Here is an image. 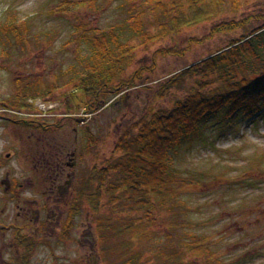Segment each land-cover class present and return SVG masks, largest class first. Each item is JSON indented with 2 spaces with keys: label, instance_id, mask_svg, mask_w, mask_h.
I'll use <instances>...</instances> for the list:
<instances>
[{
  "label": "rangeland",
  "instance_id": "obj_1",
  "mask_svg": "<svg viewBox=\"0 0 264 264\" xmlns=\"http://www.w3.org/2000/svg\"><path fill=\"white\" fill-rule=\"evenodd\" d=\"M62 1L0 0V185L5 184V188L0 186V227L7 228H0V264H117L132 256L139 264H157L152 256L154 251L169 247L183 255L186 251L183 245L192 237L205 238L216 258L206 262L185 254L186 263L264 264V115L254 121L237 120L230 127H209L205 142L196 141L178 149L171 165L176 180L171 187L177 190L176 203L157 208L150 206L144 211L121 194H114L117 197L114 201L101 192L95 211L83 198L84 192L98 193L92 190L99 189L100 170L122 156L123 152L116 150V146L124 134L129 131L136 134L133 126L144 116L148 119L150 111L168 112L176 99L190 91L193 81L185 80L180 88L172 89L162 99L154 98L156 87L260 25L254 20L246 28L204 40L212 27L222 21L238 20L245 14L264 15V0H240L236 13L227 7L215 20L183 25L176 35L147 46L140 45L141 40L125 32L123 41L131 40L135 47V60L125 77L129 79L134 71L146 69L143 74L148 78L144 81L146 86H140L137 81V87L123 91L121 98L115 94L106 96L104 102L108 107L98 113L86 114L80 110L72 115L65 111L62 94L72 91L73 84L67 83L78 75V58L83 60L89 54L85 45L76 43L77 30L83 27L106 31L117 27L121 34L127 29L121 25H126L125 9L128 13L129 5L125 0H67L71 7H67L66 13L60 11ZM175 1L181 3L176 15L189 13L186 0ZM171 2H167L170 9ZM147 14V23L152 25L146 24L145 28L155 34L156 19ZM10 19L15 22L17 36L10 31L11 34H2V24ZM21 23L26 25V31L20 28ZM174 45L191 50L180 58L157 56L154 59L156 50ZM18 80L38 81L44 86L53 83L58 90L45 98L31 99L29 103L35 108L31 113L13 112L5 103L15 93ZM33 121L42 124L43 131L25 125ZM73 149L79 157L75 168L70 170L73 179L69 180V185L76 184V194L80 192L82 196L75 193L61 196L62 200L66 199L65 203L68 199L74 201V207L76 200L81 199L78 216L70 215L73 228L59 238L55 222L58 218L65 220L68 208L60 205L58 215L56 202L51 200L48 204L54 209L53 214H49L54 218L51 230L48 227L37 234L39 236L29 238L32 246L22 256L24 247L20 243L19 247L13 245L8 228L12 222H27L17 217L18 211L24 215L26 205L36 213L46 205L44 187L47 182L38 174L40 166L46 162L44 157L51 158ZM107 177L109 181H117L122 175L113 173ZM67 180L62 178L57 185ZM13 182L21 184L17 201L4 192ZM42 212L38 215L44 222L46 214ZM106 216L112 217L118 225H125L124 228L130 225L132 230L113 237L112 231L99 222ZM31 224L28 232H35V223ZM137 230L140 233L136 234ZM123 243L128 244L129 250L121 245ZM116 248L131 253L122 261Z\"/></svg>",
  "mask_w": 264,
  "mask_h": 264
},
{
  "label": "trees",
  "instance_id": "obj_2",
  "mask_svg": "<svg viewBox=\"0 0 264 264\" xmlns=\"http://www.w3.org/2000/svg\"><path fill=\"white\" fill-rule=\"evenodd\" d=\"M139 1L125 0L129 5L128 13L125 9L128 19L125 21L126 25L121 26L127 29L121 34L117 32V27L106 31L94 28L85 30L83 27L77 30L79 37L76 43L85 45L89 54L82 58L83 60L78 58L79 71L76 72L78 75L75 74L67 83L73 84L72 91L62 94L68 115L80 110L86 114L98 113L107 105L104 98L109 94L120 95L121 98L123 91L137 87V81L140 86H146L144 85L146 75L143 77L146 69L134 71L129 79L125 77L126 70L135 60V47L131 40L123 41L125 32H129L132 38L141 40L140 45L147 46L176 35L183 25L215 20L228 8L236 13L241 5L240 0H186L189 13L179 16L175 12L181 3L175 0L170 1L171 9L167 6V2L170 3L168 0ZM60 5H62L60 11L68 13L67 7H71V3L63 0ZM151 6L152 10L149 8ZM147 12L156 19L155 34L145 28L146 24L152 25L147 23ZM255 15L245 14L238 20L222 21L214 25L204 40L246 28L254 20L260 22V25L231 41L226 47L197 64L185 67L156 87L158 90L155 91L154 98L162 99L172 89L180 88L185 80L193 81L190 91L176 99L168 112L150 111L148 119L144 116L133 126V129L137 130L136 134H130L129 131L119 140L116 150L123 154L115 162L100 170L99 189L92 190L98 193L83 194L85 202L93 210H97L101 192L114 201L117 198L114 194H121L132 201L133 206L144 211L150 209V206L157 208L158 205L168 206L176 203L177 190L171 188L176 182L171 172V165L177 156L176 151L184 145L191 146L196 141L205 142V133L209 127L218 125L230 127L234 126L237 120L254 121L264 115V15ZM2 26V34L7 35L10 31L13 36L18 35L14 20H7ZM20 28L26 31L24 23H21ZM10 32L8 34H11ZM189 44L192 45L191 42ZM188 50L191 48H179L177 45L158 49L154 52V59L157 56L184 57ZM15 84V93L5 103L13 112L31 113L35 110L29 103L31 99L45 98L58 90L53 83L44 86L38 81L29 83L18 80ZM76 92L79 95H76ZM25 125L35 130L43 131L44 128L35 121L25 122ZM44 158L46 159V156ZM113 173H120L122 177L117 181H109L107 176L110 177ZM84 186L86 190L88 182L84 183ZM80 201L81 199H78L74 203L77 209ZM71 206L74 207L73 203ZM99 222L112 231L113 237H120L132 230L130 225L124 228L125 225L116 224L112 217H102ZM138 233L140 232L137 230L136 234ZM21 245L24 248L30 246L23 239ZM121 245H125L129 250L127 243ZM183 246L186 250L183 255L180 251L161 247L154 251L152 256L157 264H198L196 261L184 262L185 254L195 260L206 262L216 258L205 238L192 237ZM117 250L118 258L122 261L131 253L128 250ZM122 263L139 264L135 256L117 264Z\"/></svg>",
  "mask_w": 264,
  "mask_h": 264
},
{
  "label": "flooded vegetation",
  "instance_id": "obj_3",
  "mask_svg": "<svg viewBox=\"0 0 264 264\" xmlns=\"http://www.w3.org/2000/svg\"><path fill=\"white\" fill-rule=\"evenodd\" d=\"M94 140V139H92ZM90 143L92 147V143L93 141L90 140ZM68 152H62L61 155H52L51 158H47L46 157V162L40 166V175H42L43 177H45V180L43 182H47L44 190L46 192V197H45V203L46 205H42L41 206V210L43 211L42 213H45V220L44 222L41 221V219L39 218V213L41 212V210H37L39 211L38 213L34 212L32 209V207L27 206V208H24V215H22L21 212L18 211V219H23L25 221H27L26 223L24 222L23 224H18L17 222H12L10 227L8 228V232L12 235V243L13 245L16 244L17 246L19 245V243L21 244V239L25 240L27 242L28 245L32 246V244H30L29 242V238H34L35 235L39 234L40 232H43L46 228L49 227V230H51V224L53 223V215H49V214H53L54 209L53 207L50 209L48 204L51 202V200L54 202H56V211L58 213V215L61 214L60 210H58V208L60 207V205L64 204V206L66 207V210L68 208V211L66 212V216H65V220H62L61 218H58L55 222V227L54 229H58V233H59V238L63 237L64 234H67V230H72L73 228V220L70 219V215L75 218L76 216H78L79 214V210H80V206L82 205V203L80 204V206L78 207H70V205L74 202V201H70L68 198V201L65 203L64 201L66 200H62L61 196H65V195H73V193L76 194V188L78 187H74L76 184L74 185H69V180L73 179L71 174L72 172H70V170L75 168V165L78 162V157L79 155H76V152H74V149L72 151ZM87 153H89V150L87 151ZM67 154V155H64ZM34 155H32L33 157ZM36 156V155H35ZM67 156V160H65ZM67 178L68 180L63 184H58L57 183L59 181L62 180V178ZM11 182V181H10ZM4 183L2 182L0 186L4 187ZM21 187V184L13 182L12 184H9L7 186V190H4L5 193H7V195H11L10 198H14L16 197V200H18V189ZM65 191V192H63ZM5 196V198H9V196H6L5 194H3ZM77 196H80V193L78 192L76 194ZM9 198V200H10ZM72 200V199H71ZM28 201V200H27ZM25 203H29L26 202ZM32 203V202H31ZM65 212V210H63ZM31 223H35L36 229L35 232H28V228L32 226ZM1 230L2 229H7L6 227L4 228L3 225H1ZM39 236V235H37ZM29 246V247H30ZM19 247V246H18ZM30 248H24L22 249V256H25V252L28 251ZM27 255V254H26Z\"/></svg>",
  "mask_w": 264,
  "mask_h": 264
}]
</instances>
